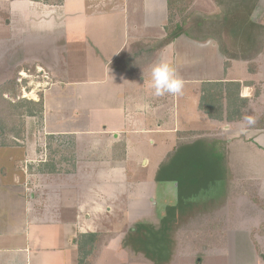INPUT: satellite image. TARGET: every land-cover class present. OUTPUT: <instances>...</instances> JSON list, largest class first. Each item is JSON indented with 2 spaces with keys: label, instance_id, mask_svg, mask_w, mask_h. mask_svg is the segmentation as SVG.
<instances>
[{
  "label": "crops",
  "instance_id": "obj_1",
  "mask_svg": "<svg viewBox=\"0 0 264 264\" xmlns=\"http://www.w3.org/2000/svg\"><path fill=\"white\" fill-rule=\"evenodd\" d=\"M5 1L7 6L4 0L0 1V32L10 24L5 14L13 16L18 13L21 14L24 32L26 26L29 29L50 26L54 29L51 33L57 35L61 31L62 37H67L62 39L67 41V48L54 42L51 45L29 46L22 50V56H27L28 49L29 52L35 50L50 56L48 64L40 62L43 66H37L47 71V79L51 80L42 95L44 136L67 141L71 149L69 152L75 154L76 168L64 174H43L39 170L47 161L40 160L37 165H29L34 158L41 157L42 151L29 143L21 147L23 156L19 162L26 163V168L29 171L32 169L34 174L25 172L22 165L20 178L11 179L5 200H0V264H81L79 240L95 236L90 215L112 213L116 201V195L100 187L128 184L122 178L128 176L132 160L133 164L137 163L135 167H140L142 161L144 168L148 167L149 159L140 158L138 163L139 159L132 156L133 144L139 135L172 134L179 130L180 119L177 121L175 118V124L167 126V111L161 106L166 95L172 101L167 104L168 111L174 106V98L179 111L181 99V113H184L181 120L185 128H188L189 119L192 121L196 116H205L215 129L223 130L222 122L226 120L211 119L200 107L203 84L240 83V97L248 100L244 108L245 119L253 85L246 86V83H252L246 77L248 73L243 72L248 62L225 56L219 43L211 37L204 39L182 35L170 44H163L169 21L168 0H110L106 7H102L104 4L101 5L98 0H63L59 5L43 0ZM216 1L222 8L232 2ZM248 1V6L253 7L254 0ZM260 1L264 5V0H259L252 16ZM16 4L22 5L21 10H14ZM25 4L42 5L43 16L52 17V22H35L33 19L39 18L43 9H38V16ZM206 40L211 43L214 40L218 45L216 61L204 59L205 55L215 53L213 44L211 49H207ZM192 47L198 48L195 52L200 53V57L198 54L196 58L190 56L194 53ZM172 51L175 57L178 54L183 57L181 65L176 67V75L184 81V88L180 94L156 96L151 77L155 65L153 61L157 54L167 61ZM58 56L62 62L65 59L61 72L57 69ZM211 63L213 65L209 67L206 65ZM238 72L243 75H237ZM243 119L226 121L229 125L227 130H223L229 174L240 178L244 174L240 170L243 163L240 158L239 162L233 157L235 152L242 157L247 153L264 163V129L237 128L235 124ZM255 131L262 133L254 141L258 144L251 140ZM245 135L248 138L243 140ZM17 147L8 144L0 147V152L7 159L8 153ZM261 167V175H264V166ZM155 188L156 185L152 197L146 200H128L131 216L143 217V210L148 207L146 214L152 213L155 209ZM135 204L141 205L134 207Z\"/></svg>",
  "mask_w": 264,
  "mask_h": 264
},
{
  "label": "rangeland",
  "instance_id": "obj_2",
  "mask_svg": "<svg viewBox=\"0 0 264 264\" xmlns=\"http://www.w3.org/2000/svg\"><path fill=\"white\" fill-rule=\"evenodd\" d=\"M109 1L98 0L101 5L104 4L102 7H106ZM4 3L8 5L5 0ZM20 5H14V10H21ZM25 5H29L35 15H38V9H43L39 13L41 16L33 19L35 22L43 20L52 22V17L48 19L43 16L42 5ZM260 5L262 6L261 1L252 18L260 25H264V5L262 7ZM223 9L218 6L216 0H192L187 4L186 11L177 17V21L181 22L184 18L212 19L220 15ZM5 17L9 19L10 24L6 30L0 32V87L16 77L17 67L24 69L17 74L21 86L17 101L38 102L43 91L51 84V80L47 79V71L37 68L43 65H40L42 61L33 58L35 50L29 52L28 49L26 57L22 56V50L29 46L51 45L52 42L67 48V41H62L67 37L63 38L61 31H58L57 35L51 33L54 29L50 26L46 29H29L26 26L24 32L21 14L14 13L12 16L8 13ZM204 43L207 49H211L212 44L215 49L214 55H205L204 59L216 61L219 56L216 50L217 43L214 40L212 43L207 40ZM197 49L191 48L194 52L190 53L191 57L196 58V54L201 56L200 53H196ZM174 53L172 51L166 62L176 70V67L181 65L183 57L179 54L175 57ZM158 56L157 54L153 64L162 60ZM58 59L57 69L61 72L65 67V59H62L63 62L59 56ZM247 62L248 66L243 72L248 73L246 77L253 84L250 89L251 102L244 121L235 125L242 130H258L256 128L264 116V40L260 42L258 52ZM206 65L209 67L213 64ZM23 72L30 77L22 79ZM237 75L243 73L238 72ZM24 95H27V98H23ZM166 96L161 106L167 111V126L174 123V119L177 118V121L180 119L179 130L172 134L139 135L133 144L132 156L139 159L138 163L140 158L149 159L148 167L144 168L143 161L140 167H135L137 163L133 164L132 160L128 166V176L122 178L128 184H122L120 187L113 184L100 187L116 195V201L112 206V213L90 215L95 238L79 240L81 264H264V175H261V166H264V163L247 153L242 157L239 152H235L232 156L239 162L241 159L243 165L240 170L244 174L242 178L235 177L234 173L233 177L230 176L228 165L220 152L225 149L227 153V142L223 132L227 130L229 124L226 121L222 122L223 130L225 129L223 131L215 129L205 116L202 118L196 116L192 121L189 119L188 128H185L181 120L184 115L181 113L183 107L181 99L178 104L179 111L175 107L177 106L175 98L173 109L168 111L167 104L172 101H169V95ZM29 112L30 110L25 109L24 114L14 115L9 119L11 121L6 122V126L0 116V147L8 144L18 146L13 152L8 153L7 159L4 153L0 152V186L3 185L0 189V200H5L11 179L20 178L22 165L25 166L23 167L25 172L34 174L32 169L29 171L26 168V163L19 162L23 156L21 147L24 144L29 143L42 151L41 157L34 158L29 165L33 163L37 165L40 160L51 164L52 159H59L62 162L61 167H58L60 174L76 168L75 154L69 152L71 151L68 148L69 143L56 137L45 138L42 114L34 111L33 116H29ZM260 134L262 133L254 132L252 143ZM243 138L245 140L248 137L245 135ZM58 150L62 152L61 155H58ZM262 150L264 151V148ZM39 171L47 175L44 167ZM259 175L261 177H258ZM159 181L179 183L180 203L176 211L188 214V217L195 216L193 220L186 219L179 226L178 212H175V216L170 213L163 220L156 221L150 213L146 214L149 207L143 210V217L129 214L128 200H146L149 196L152 197L154 187ZM240 181L243 183L246 181L250 185L239 186ZM135 205L133 206L138 207L141 204ZM0 212L2 214V211ZM146 220L150 223H143ZM142 223L144 225H141Z\"/></svg>",
  "mask_w": 264,
  "mask_h": 264
},
{
  "label": "trees",
  "instance_id": "obj_3",
  "mask_svg": "<svg viewBox=\"0 0 264 264\" xmlns=\"http://www.w3.org/2000/svg\"><path fill=\"white\" fill-rule=\"evenodd\" d=\"M29 1L40 2L41 0ZM43 1L50 2L53 5H59L63 0ZM229 1L232 2L223 9L220 15L212 19L201 18L192 20L184 18L181 22H178L177 17L186 11V6L189 2L188 0H168L169 21L165 27L168 35L163 41V44H170L182 35L204 39L211 37L219 43L222 52L228 58L249 60L258 52L260 42L264 40V25H260L251 19L252 12L255 9L254 6L259 0H254L253 7L251 8L248 6V0ZM225 66L228 67L229 63L226 62ZM21 70L24 69L17 67L15 70L16 77L0 87V116L2 121L4 120L5 126L6 122L11 121L9 119L14 117V115L24 114L25 109L30 110L29 116H33L34 111L40 114L43 113V96H41L38 102L26 100L17 101L21 88L18 83V75L21 73ZM23 81L25 82V80ZM250 85L252 83H246V86ZM240 88V83L205 82L202 87L200 105L202 111L209 118L218 121L226 120L232 122L243 119L244 108L248 105V100L240 97ZM256 129H264V116L260 119V125ZM57 152L58 155L62 154L60 150ZM220 152H222L221 157L226 163V150L223 149ZM61 164L62 162L59 159H52L51 164L46 163L43 166L45 171L51 174L60 172L58 167H61ZM238 183L239 186L243 184L250 185L246 181L244 183L242 181ZM177 208L178 206L176 210ZM176 210H172V214H175ZM177 212V223H180L178 224L179 226L185 222L184 220L191 221L195 218V216L194 218L193 216L188 217V214H182L180 211ZM141 225L144 224L142 223ZM92 238H95V236H92Z\"/></svg>",
  "mask_w": 264,
  "mask_h": 264
},
{
  "label": "clouds",
  "instance_id": "obj_4",
  "mask_svg": "<svg viewBox=\"0 0 264 264\" xmlns=\"http://www.w3.org/2000/svg\"><path fill=\"white\" fill-rule=\"evenodd\" d=\"M151 77L156 96L180 94L184 88V81L176 75L175 68L163 59L152 67Z\"/></svg>",
  "mask_w": 264,
  "mask_h": 264
},
{
  "label": "water",
  "instance_id": "obj_5",
  "mask_svg": "<svg viewBox=\"0 0 264 264\" xmlns=\"http://www.w3.org/2000/svg\"><path fill=\"white\" fill-rule=\"evenodd\" d=\"M179 201V183L177 181H159L156 183L153 205L158 220L167 217L168 208H176Z\"/></svg>",
  "mask_w": 264,
  "mask_h": 264
},
{
  "label": "flooded vegetation",
  "instance_id": "obj_6",
  "mask_svg": "<svg viewBox=\"0 0 264 264\" xmlns=\"http://www.w3.org/2000/svg\"><path fill=\"white\" fill-rule=\"evenodd\" d=\"M33 58L34 59H38V60H40V61H42V62H46L47 64L49 63V61H50V56H49V54L48 53H43V52H37L35 55H33ZM172 210H176V208H168V210H167V213H168V215L171 213L172 214ZM176 213H177V211H176ZM175 213V214H176ZM175 214H172L173 216L175 215ZM151 215L154 217V219L157 221L158 220V217H157V215L155 214V209L154 210H152V213H151ZM167 215V216H168ZM143 222V221H142ZM143 223H150V222H148L147 220L146 221H144Z\"/></svg>",
  "mask_w": 264,
  "mask_h": 264
},
{
  "label": "built area",
  "instance_id": "obj_7",
  "mask_svg": "<svg viewBox=\"0 0 264 264\" xmlns=\"http://www.w3.org/2000/svg\"><path fill=\"white\" fill-rule=\"evenodd\" d=\"M28 77H29L28 75L22 73V79H23V78H28ZM20 81H22V80H20ZM23 98H27V95H24Z\"/></svg>",
  "mask_w": 264,
  "mask_h": 264
}]
</instances>
